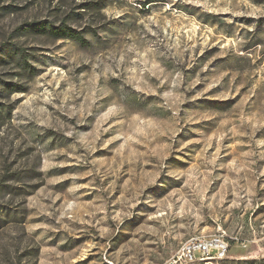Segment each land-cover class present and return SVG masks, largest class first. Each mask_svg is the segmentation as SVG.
Segmentation results:
<instances>
[{
	"label": "rangeland",
	"instance_id": "obj_1",
	"mask_svg": "<svg viewBox=\"0 0 264 264\" xmlns=\"http://www.w3.org/2000/svg\"><path fill=\"white\" fill-rule=\"evenodd\" d=\"M148 1L0 0V264H264V0Z\"/></svg>",
	"mask_w": 264,
	"mask_h": 264
},
{
	"label": "built area",
	"instance_id": "obj_2",
	"mask_svg": "<svg viewBox=\"0 0 264 264\" xmlns=\"http://www.w3.org/2000/svg\"><path fill=\"white\" fill-rule=\"evenodd\" d=\"M226 248L222 239L215 238L211 240L191 241V243L182 247V252L189 261H194L197 258L196 253L201 256V260H204L210 259L214 251H220L224 254Z\"/></svg>",
	"mask_w": 264,
	"mask_h": 264
},
{
	"label": "trees",
	"instance_id": "obj_3",
	"mask_svg": "<svg viewBox=\"0 0 264 264\" xmlns=\"http://www.w3.org/2000/svg\"><path fill=\"white\" fill-rule=\"evenodd\" d=\"M157 1H160V0H150L148 1L147 5L151 2H157ZM76 41L80 44V45H83L85 43V39L84 37H81L80 35H76Z\"/></svg>",
	"mask_w": 264,
	"mask_h": 264
},
{
	"label": "bare ground",
	"instance_id": "obj_4",
	"mask_svg": "<svg viewBox=\"0 0 264 264\" xmlns=\"http://www.w3.org/2000/svg\"><path fill=\"white\" fill-rule=\"evenodd\" d=\"M189 243H191V241H190V242H188V243H186V244L184 243V244H185V245H188Z\"/></svg>",
	"mask_w": 264,
	"mask_h": 264
}]
</instances>
